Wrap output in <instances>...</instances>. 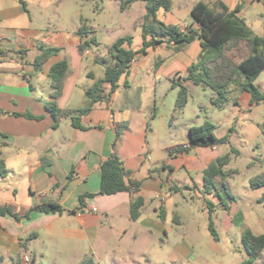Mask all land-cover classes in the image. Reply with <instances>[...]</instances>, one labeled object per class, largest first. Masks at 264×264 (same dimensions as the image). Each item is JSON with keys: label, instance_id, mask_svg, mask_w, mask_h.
I'll return each mask as SVG.
<instances>
[{"label": "crops", "instance_id": "crops-1", "mask_svg": "<svg viewBox=\"0 0 264 264\" xmlns=\"http://www.w3.org/2000/svg\"><path fill=\"white\" fill-rule=\"evenodd\" d=\"M70 6V0H0V151L9 171L0 175V206L11 205L21 215H0V264H82L86 260L150 264V243H165L178 235L186 242L170 221L174 208L180 209L176 192L191 191L197 185L198 201L203 200L201 204L197 201V206L209 211L207 200L217 193L203 192L204 170L223 155V144L197 146L171 156L174 147L190 144V128L195 125L177 131L175 123L168 126L159 121L163 115L156 106L143 112L138 128L131 125L132 113L117 119L114 105L120 82L110 101L97 102L82 116L81 123L87 128L75 127L71 116H62L56 123L47 104L55 101L64 111L84 107L86 90L105 72V66L97 62L102 57L92 55V46L86 47L90 54L80 49L86 40L95 39L92 44H98L92 22L82 11L71 13ZM195 25L200 27L195 20L188 27ZM43 46L59 51L38 69L34 61ZM141 56L137 54L131 68L137 62L142 65ZM63 60L68 62V70L54 96L50 70ZM124 85L128 86V81ZM214 92L211 101L217 96ZM251 99L244 91L235 102L239 109L224 122L227 130L243 111L259 105ZM186 106L177 113L185 115ZM201 107H195L194 113L198 115ZM216 119L211 116L214 122ZM121 122L124 131L116 152L129 171L127 182L139 180L140 188L135 193L103 195L101 165L114 151L115 126ZM214 125L216 136H224L217 132L220 126ZM261 126L259 122L251 126L254 136L263 134ZM185 131L189 136L183 138ZM199 173L202 177L196 180ZM139 196L144 206L139 218L133 220L130 206ZM48 203L59 204L62 211L37 208ZM28 211L29 216H24ZM174 217L181 223L178 212ZM185 245L180 257L187 256L183 253L188 251L187 242Z\"/></svg>", "mask_w": 264, "mask_h": 264}, {"label": "rangeland", "instance_id": "rangeland-1", "mask_svg": "<svg viewBox=\"0 0 264 264\" xmlns=\"http://www.w3.org/2000/svg\"><path fill=\"white\" fill-rule=\"evenodd\" d=\"M121 1L70 0L69 11H82L95 28L98 44H92L90 41L89 45L94 48L92 55L100 56L106 61L112 59V45L122 36L132 37L131 48L134 50H139L143 44L142 24L147 13L146 0H133L125 9L122 8ZM199 1L219 8L220 11L224 10V6L233 8L238 3H243L241 13L246 23L256 34L264 35V0H173L172 10L161 8L157 12V19L165 23L179 24L187 29L194 20L191 10ZM195 26L193 27H198ZM233 47L227 53L236 62L250 53L245 40L239 41ZM149 51L147 56L141 53L142 65L135 63L131 73L124 75L120 81L121 88L114 105L116 118H126L132 113L134 115L131 125L138 128L144 120L143 112L153 111L156 106L157 112H162L163 115L159 117V121H165L168 126L175 123L173 129L177 131L185 130L191 124H204L209 120L220 126L217 131L219 135L227 134L229 130L223 124L235 109H239L235 102L243 92H231L227 95L229 102L220 107L212 104L214 90L201 84L190 90L186 114L175 112L180 86L176 84L177 86L173 87V83L175 80L180 81V77H185L188 68L196 61L200 52L198 41L185 45L179 51L167 44ZM99 72L101 73V70ZM126 81L128 86L124 85ZM256 84L264 93V70L257 77ZM200 105L203 106L202 111L197 115L193 109ZM211 116L217 118V121L211 120ZM257 122L264 126V102L236 117L234 130L230 133L231 142L223 144L220 149L223 155L231 154V161L225 169L237 170L226 178L228 188L221 184V180L217 196H211L210 200H207L208 204L214 203L213 221L220 241L214 239L209 229V211L197 206L200 187L194 185L191 191L176 192L175 199L180 202V209L174 208L170 213V221L187 242L188 251L185 253L183 250L187 256L180 257L181 249L187 248L186 242L181 241L178 235L167 239L165 243L159 240L155 244L150 243V264H240L247 258V251L242 242L243 231L249 228L256 234L264 233V203L259 202V199L264 197V187L255 189L250 185V178L264 172V134L254 136L250 131L251 126ZM127 125L129 127L128 123ZM187 134L189 136V132L185 131L183 138H186ZM152 139L154 140L153 137ZM232 147L240 152H231ZM183 172L184 170L180 173ZM194 177L197 180L202 175L199 173ZM176 179H179L178 175ZM231 195H234V198ZM202 202L203 200L198 201L199 204ZM194 208L198 210L195 211ZM175 211L181 215V223L175 219ZM237 216L240 222L236 221ZM256 264H264V251Z\"/></svg>", "mask_w": 264, "mask_h": 264}, {"label": "trees", "instance_id": "trees-1", "mask_svg": "<svg viewBox=\"0 0 264 264\" xmlns=\"http://www.w3.org/2000/svg\"><path fill=\"white\" fill-rule=\"evenodd\" d=\"M121 6L125 9L133 0H122ZM147 13L142 24L143 44L139 50L131 48L132 37L122 36L118 38L110 50L111 61L99 59L97 62L105 66L104 77L96 80V82L86 90L87 103L84 107L77 110H61L55 101L47 104L49 110L56 119V123L62 116H71L72 124L75 127L87 128L81 123L83 115L90 113L95 104L100 101H110L112 94L117 90L120 79L123 75H128L131 71L132 64L137 54L147 53L160 45L168 44L176 51L194 41H199L200 52L196 61L188 68L187 75L180 77L181 80L173 83V87L179 85L180 90L175 103V111L183 110L189 101L190 90L198 85L211 87L217 97L212 101L216 105H221L229 100L227 97L231 92L247 91L251 94L252 103L260 104L264 102V93L256 84L257 77L264 70V35L256 34L253 29L246 23L244 17L240 15L243 9V3H238L233 8L224 6V10L214 8L204 1H199L191 10V15L196 22L200 24L199 28L189 26L188 30H183L179 24L165 23L157 19V12L163 8L170 11L173 8V0H146ZM151 19H153L151 21ZM82 36L85 31L81 29ZM245 40L250 49V53L242 58L239 62L233 60L227 51L234 48L239 41ZM95 39L86 40L80 45V49L85 53L86 47ZM126 44L129 47H126ZM59 51L55 47H42L41 54L34 61L36 67L40 69L42 64L53 54ZM24 52V51H21ZM68 70V62L63 60L53 65L50 70L52 85L56 88L54 96L60 91L61 84ZM177 84V85H176ZM107 86L109 89L107 90ZM237 102V100H236ZM31 117L32 115L26 114ZM173 119H171L172 121ZM264 134V126H261ZM124 125L121 123L115 126L116 138L113 143L111 156L103 161L102 180L100 194L111 195L123 191L135 193L140 188L141 181L135 180L127 182L129 171L125 168L123 160L116 152L118 141L122 136ZM215 125L207 120L204 124L192 126L190 128V144L188 146L174 147L170 155L177 153H188L192 148L197 146H213L217 144H228L231 142L229 132L222 137L216 136L214 133ZM231 152L239 153L235 147L231 148ZM231 160V154L226 153L216 159L204 170V188L205 194H213L219 192L220 178L221 184L228 188L226 178L237 170L225 167ZM5 159L0 151V175L8 174ZM250 185L253 188L264 187V172L250 178ZM234 198V195H231ZM83 198V196L81 197ZM260 203H264V197L259 199ZM209 209V229L215 240H219V232L217 231L213 221L214 203L208 204ZM144 206V199L136 197L131 202L130 212L131 218L137 220ZM45 211H62V207L56 203H48L37 207ZM12 214L16 218L19 215L11 205L0 206V215ZM30 211L24 216H29ZM236 221L240 222L237 216ZM242 242L247 251V258L240 264H256L261 258L264 251V233L256 234L251 229L246 228L242 233ZM82 264H96L92 260H86Z\"/></svg>", "mask_w": 264, "mask_h": 264}, {"label": "built area", "instance_id": "built-area-1", "mask_svg": "<svg viewBox=\"0 0 264 264\" xmlns=\"http://www.w3.org/2000/svg\"><path fill=\"white\" fill-rule=\"evenodd\" d=\"M85 53H86V54H90V50L86 49ZM25 261H26V262H29V261H30V257L26 256V257H25Z\"/></svg>", "mask_w": 264, "mask_h": 264}, {"label": "water", "instance_id": "water-1", "mask_svg": "<svg viewBox=\"0 0 264 264\" xmlns=\"http://www.w3.org/2000/svg\"><path fill=\"white\" fill-rule=\"evenodd\" d=\"M31 264H34V263H31Z\"/></svg>", "mask_w": 264, "mask_h": 264}]
</instances>
